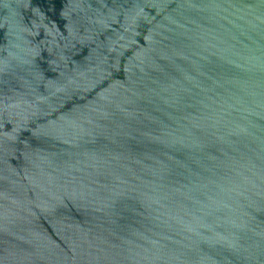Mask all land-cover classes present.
<instances>
[{
    "label": "water",
    "instance_id": "water-1",
    "mask_svg": "<svg viewBox=\"0 0 264 264\" xmlns=\"http://www.w3.org/2000/svg\"><path fill=\"white\" fill-rule=\"evenodd\" d=\"M0 264H264V0H0Z\"/></svg>",
    "mask_w": 264,
    "mask_h": 264
}]
</instances>
